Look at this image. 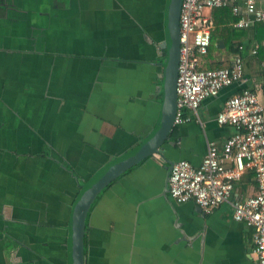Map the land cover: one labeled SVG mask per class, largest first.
Here are the masks:
<instances>
[{"label":"crops","instance_id":"0c3cea01","mask_svg":"<svg viewBox=\"0 0 264 264\" xmlns=\"http://www.w3.org/2000/svg\"><path fill=\"white\" fill-rule=\"evenodd\" d=\"M132 1L0 0V264H66L80 185L154 127L162 53L146 31L138 39ZM154 2L161 13L153 20L155 7L147 32L156 27L162 44L164 0H146L152 11ZM237 4L240 14L231 5L205 10L215 33L204 64L227 67L240 54L243 78L201 102V122L186 110L190 120L173 124L161 152L98 194L86 217L84 264H257L252 228L232 218L229 203L204 212L167 189L171 162L198 165L207 141L221 146L233 132L215 119L229 96L249 88L264 99V39H256V21L233 25L253 18L246 0ZM255 6L264 12V0ZM251 173L234 182L231 198L255 193Z\"/></svg>","mask_w":264,"mask_h":264},{"label":"built area","instance_id":"2783aa9c","mask_svg":"<svg viewBox=\"0 0 264 264\" xmlns=\"http://www.w3.org/2000/svg\"><path fill=\"white\" fill-rule=\"evenodd\" d=\"M237 1L181 0L173 124L190 120L186 110H191L195 120L201 122L197 113L201 102L243 78L240 54L235 55L227 67L199 68L214 26L205 10L231 5L233 13L240 14ZM244 13L252 14L253 18L240 15L233 24L235 27L264 20V12L256 8L255 0H246ZM251 52H257V45ZM215 119L219 124L231 125L233 132L221 146L207 141L206 152L198 165L186 159L172 162L167 178L168 193L176 202L192 200L204 212H210L223 202L229 203L232 218L252 228V253L257 264H264V99L260 100L253 90L243 88L224 101ZM248 170L254 172L255 193L231 198L234 182Z\"/></svg>","mask_w":264,"mask_h":264},{"label":"water","instance_id":"95a60500","mask_svg":"<svg viewBox=\"0 0 264 264\" xmlns=\"http://www.w3.org/2000/svg\"><path fill=\"white\" fill-rule=\"evenodd\" d=\"M180 2L181 0H164L163 2L161 39L165 57L161 61L162 90L156 123L150 133L136 146L101 165L80 185L72 202L67 223L66 264H84L86 217L98 194L127 169L161 152L171 133L176 105L175 81L179 50Z\"/></svg>","mask_w":264,"mask_h":264},{"label":"flooded vegetation","instance_id":"af4514ba","mask_svg":"<svg viewBox=\"0 0 264 264\" xmlns=\"http://www.w3.org/2000/svg\"><path fill=\"white\" fill-rule=\"evenodd\" d=\"M122 7V10L125 12H128V8L125 6L124 3L120 4ZM154 9L152 11V7L148 6V3H146V0H133L131 3V9L132 12L131 14V18L133 19V22L135 24V26L133 27V29H135L138 33V39L139 36L142 34H145V31L147 34H145L144 36H147V40L151 39V43L158 46V53H162V48H163V44H161V42H159V40L156 38V33H154L153 31H156V27L155 30L152 31V34H150L149 32H147V28L150 27L149 23H150V18H151V14L153 15L154 11H155V7H157V4L154 2L153 3ZM158 9V7H157ZM160 10L158 9L156 11V13H154L153 16V20L154 18L159 19L160 17ZM152 20V21H153ZM153 28V25L151 27V29ZM141 31V32H140Z\"/></svg>","mask_w":264,"mask_h":264},{"label":"trees","instance_id":"16d2710c","mask_svg":"<svg viewBox=\"0 0 264 264\" xmlns=\"http://www.w3.org/2000/svg\"><path fill=\"white\" fill-rule=\"evenodd\" d=\"M254 30L257 32V37H256V39L258 40V41H261V40H263L264 39V25H263V23L261 22V21H256L255 23H254ZM232 29V31H234V30H237V29H233V28H231ZM213 30H214V28L211 30V42H210V45H209V47H208V51H207V53L205 54V55H203L202 56V58H201V60H200V69H207V67L205 66V61L207 60V58L209 57V55H210V53H211V50L213 49V43H212V40H213V38H214V33L215 32H213ZM215 31V30H214ZM232 31H229L228 30V32H232ZM254 36V35H253ZM230 45H232V44H230ZM164 57H165V53H164V47L162 48V54H161V60L163 61L164 60ZM206 58V59H205ZM202 59H203V61L204 62H202ZM201 62H202V64H201ZM218 67H220L219 65H217V64H214V65H211V67L209 68V69H215V68H218ZM248 171H250V172H252L251 174H253V176H254V172L253 171H251V170H248ZM254 178H255V176H254Z\"/></svg>","mask_w":264,"mask_h":264}]
</instances>
